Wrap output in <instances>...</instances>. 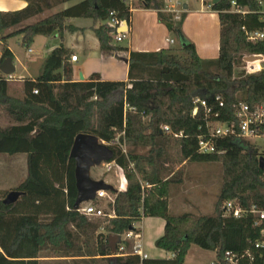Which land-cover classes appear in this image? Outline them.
I'll return each mask as SVG.
<instances>
[{
	"label": "trees",
	"instance_id": "obj_1",
	"mask_svg": "<svg viewBox=\"0 0 264 264\" xmlns=\"http://www.w3.org/2000/svg\"><path fill=\"white\" fill-rule=\"evenodd\" d=\"M67 1L42 5L28 0L21 11L0 12V63L12 58L7 47L10 38L21 37V46L28 49L35 37L62 32L68 18L106 23L114 13L118 20L129 21L126 0H85L19 29L23 22ZM132 1L156 11L159 22L184 38L180 30L184 15L173 23L171 15L162 12L164 0ZM231 1L246 13H229ZM212 8L219 22L215 60L200 59L187 41L178 50L129 52L127 82L102 81L94 73L87 81L74 83L71 54L60 45L48 54L37 78L23 80L21 94L15 95L0 73V112L12 123L0 128V155L24 154L27 167L26 179L13 190L23 193L15 203L4 205L9 191H0V264H185L191 246L213 252L214 264H225L227 251L248 252L253 258L238 264H264V246L255 247L262 239L264 220L255 227L254 215L235 219L221 209L226 201H233L245 210L254 206L264 211V169L259 167L264 156L250 141L235 138L216 139L213 153L200 154L198 138L206 140L207 130L201 112L191 116L195 98L210 103L220 95L222 121L234 119L238 101L264 105V69L250 75L235 72L245 55L264 56V39L249 42L243 31L264 32V20L258 0H221ZM111 33L105 24L94 30L100 51L126 54L127 49L112 44ZM162 127L181 137L166 134ZM78 134L105 143L114 153L110 163L126 181L125 190L109 192L115 195L111 219L87 217L73 208L75 162L69 154ZM117 136L126 153L112 144ZM186 163L221 165V187L212 215L169 214L170 188L180 184L177 168ZM143 218L163 220V234L154 246L171 253V259L112 257L102 248L109 235L133 231ZM124 245L129 253L131 245Z\"/></svg>",
	"mask_w": 264,
	"mask_h": 264
},
{
	"label": "crops",
	"instance_id": "obj_2",
	"mask_svg": "<svg viewBox=\"0 0 264 264\" xmlns=\"http://www.w3.org/2000/svg\"><path fill=\"white\" fill-rule=\"evenodd\" d=\"M35 1H39V3L42 5L45 4L53 5L57 2V0H35ZM83 1L85 0H70L58 6H52V8L44 10L38 16H35L23 22V24L19 27V29L22 28L23 26L33 24L48 16H51L58 12L64 11L70 7L78 5ZM197 1L199 2V0ZM27 5H28V0H0V12L21 11L25 9ZM185 7H186V14H184V18L180 26L182 35L189 43L194 45L196 54L200 59L215 60L218 57V51H219V22H218L217 13L200 12V8L199 10L193 12L192 9L190 10L189 5H185ZM129 11H130V16H129V21H127V30H123L124 26H122V28L117 29V33L123 31L126 32L125 38L123 40L127 41V46H119L118 43L114 41V35L111 34L112 42L116 43V44L114 43L112 44L127 49L126 54H122V53L106 54L101 52L99 49L98 40L94 34V30L97 29L100 25H104L105 23L94 21L92 19L81 18V17L68 18L65 22L66 27L60 33L55 32L48 37H43V36L35 37L29 48L26 49L24 52L25 62L21 61L20 58H17L15 54V50L12 45V42L15 41L21 45V37L10 38L7 41V47L12 54L11 59L15 70L12 75L13 80L8 81V86L11 88L10 83L17 81L19 94H21L23 91V80L25 79L34 80L39 75V74L37 75L34 74L31 70V67L35 66L36 64L39 65L41 60H44L52 50L59 47L60 45H62L67 51H69L71 55L77 56V61L75 63H71L73 67L72 82L74 83L81 82L79 80V75H82L83 77L82 81H87L88 78L94 73L98 74L101 77L102 81L127 82L129 52L152 53L165 49L178 50L181 48V44L178 38H177V41L179 43L178 48L174 47V45L176 44L175 42L172 46H169L166 43V40H169L171 38L170 34L172 32L169 31L164 24L159 22L156 11L142 9V8H131L129 9ZM191 14L196 15V17L191 18L190 17ZM192 21H194V23H192ZM191 25H195L197 27L196 35L188 34ZM70 27L73 28L74 30L70 31L68 29ZM37 40H40L38 46L39 49L35 50L33 49L32 46L37 45L36 44ZM79 54H81V56L85 58L86 60L85 65L82 66L79 65L80 63ZM90 64L92 65L96 64L95 68H93L94 70H92V68L89 67ZM18 71L19 74L17 77L16 74ZM55 93L56 94L58 93V89H55ZM0 120L4 122L2 125L0 123V128H5L12 124L9 123L10 120L5 116ZM0 167H2V169L6 172V174L15 168H19L23 179L21 183H23L27 177L26 156L24 154H18L14 156L0 155ZM103 181L105 182V180ZM21 183L13 187V186L4 185L3 183L1 184L0 181V191H10L12 189H16ZM105 183L109 184L107 182ZM170 201L171 198H169L168 208L170 205ZM186 205L187 203L181 204L182 206L181 209L183 211H186L185 210ZM183 213H188V212H183ZM144 219L146 218H143L140 223V231L142 230L141 225ZM153 219H159V218H153ZM163 228H164V222L162 227H160L159 233L157 234L158 238L162 236ZM142 245H143V240H142ZM192 247L193 246L190 247L185 257V264H188L186 263V259L188 258ZM202 251L210 252L205 250ZM210 253L213 254V258L211 259L212 261L211 264H214L215 254L213 252ZM164 254L165 255L163 259H171L173 257L171 253L164 252ZM147 259H151V258L147 256Z\"/></svg>",
	"mask_w": 264,
	"mask_h": 264
},
{
	"label": "built area",
	"instance_id": "obj_3",
	"mask_svg": "<svg viewBox=\"0 0 264 264\" xmlns=\"http://www.w3.org/2000/svg\"><path fill=\"white\" fill-rule=\"evenodd\" d=\"M213 0H199L200 3V12L213 13ZM221 1V0H220ZM258 4L261 6V14L264 20V4L261 0H258ZM185 4L180 3V0H164V9L163 13L171 15L173 23H178L181 21L182 16L186 13L184 9ZM229 13L233 14H245L246 9L239 7L235 1H231ZM216 13V12H215ZM109 20L106 21L105 25L112 30L114 35V41L120 43L126 35V32L117 33L118 28H122L124 20H118L114 13H110ZM245 37L249 42H257L264 39V32H246ZM166 43L169 46L174 44L172 39L166 40ZM261 59L255 62H246L244 64V72L247 75L256 74L262 70L260 64L264 63V56L260 55ZM77 61L76 55H71L69 62L75 63ZM6 77V76H5ZM7 81L13 80L12 76L6 77ZM33 94H37V91L34 90ZM224 108V100L220 95H215L211 102L208 103L205 100L195 98L192 100V117H196L199 112H201L202 118L204 120L205 129L207 130L206 140L203 136L198 138V151L200 154H210L215 151L214 141L216 139L224 138H235L242 141H251L256 138H264V105H255L250 106L245 102L238 101L234 104V119L231 121H222V109ZM161 131L165 132L168 135H172L175 138L181 137V134H172L168 127H162ZM115 144L116 143H112ZM122 153H126L124 146L117 144ZM114 163H105L102 164L107 169L112 166ZM115 166V165H113ZM109 170V169H108ZM122 172V171H121ZM126 181L122 174V180L118 185L117 192L125 190ZM115 195H112L109 192L98 191L95 194V199L91 202L84 203L80 205L77 212L82 215L91 218H113L114 211L112 209L114 204ZM105 201V208L100 207L99 205L94 204L96 201L99 204V201ZM111 205V208L108 206ZM223 211L226 215L232 216L235 219L242 218L245 214L249 213L256 217L254 222L255 227H259L264 220V211L257 210L254 206L250 210L242 209L240 206L235 204L233 201H226L223 204ZM262 239L256 242L255 247L260 248L264 246V230L261 231ZM127 242L131 245V251L129 253L125 250L124 243ZM132 255L137 256L139 259H147V255L143 252L142 248V237L140 231V224L134 225V230L125 233L120 236V243L116 247L115 255L112 257H120ZM242 259H249L253 261L252 256L245 252L241 255H235L229 251L225 252L223 255V262L225 264H238Z\"/></svg>",
	"mask_w": 264,
	"mask_h": 264
},
{
	"label": "rangeland",
	"instance_id": "obj_4",
	"mask_svg": "<svg viewBox=\"0 0 264 264\" xmlns=\"http://www.w3.org/2000/svg\"><path fill=\"white\" fill-rule=\"evenodd\" d=\"M181 5H189L190 10L196 11L199 10L200 4L197 0H180ZM125 5L131 8H140V5L137 1L126 0ZM186 14V13H185ZM189 16V15H188ZM191 18L196 17V15L191 14ZM194 23V21H192ZM197 33V27L195 25H191L189 28L188 34ZM170 39H172L176 44L175 48L179 47V43L177 41V36L175 33L170 34ZM40 40H37L36 46H32L33 49H39ZM114 43V42H112ZM116 44V43H114ZM13 48L15 50V54L17 58H20L21 61L25 62V50L26 48H22L18 42H12ZM119 46H127V41L123 40L118 43ZM80 63L79 65H85L86 60L84 57L79 54ZM250 55H245L243 57L246 58ZM46 59V58H45ZM44 60L40 61V64H36L31 67V70L34 74H39L42 69ZM242 59V60H243ZM95 65L90 64V68L94 70ZM260 67L264 69V63L260 64ZM244 71V64L242 63L239 67L235 68V72ZM19 71L16 76L18 77ZM246 74V73H245ZM11 89L15 95L19 94L18 84L16 82H12ZM18 90V91H17ZM4 117V115L0 112V119ZM1 125L4 123L0 120ZM11 123V122H9ZM116 145L120 144L124 146L127 151V147L123 142H120V137H116L115 141ZM251 143L258 149L259 153L264 156V138H256L251 140ZM106 146L105 143H102ZM4 156V155H3ZM109 169V170H108ZM100 165L98 167H93L90 170V177L92 180H105V182L109 183L116 191L118 189V185L122 180V172L116 166H110L109 168ZM180 174V184L172 185L170 188V205H169V214L173 216L184 214L183 212H188L194 216H209L214 213L215 205L217 203V198L219 195L221 180H222V168L219 163H210V164H199V163H186L177 168ZM22 175L19 168H15L11 170L9 173L6 172L0 167V181L1 184L7 186H16L22 182ZM95 180V181H98ZM14 189L10 190L13 191ZM9 191V192H10ZM182 203H187L186 211H183L181 208ZM106 202L101 200L99 201V206L105 208ZM190 207H189V206ZM223 205L221 206V209ZM163 221L160 219L146 218L144 219L141 225V234L143 240V252L151 259H163L164 252L155 248L154 242L158 239V233L160 227H162ZM139 226V225H138ZM157 238V239H156ZM213 258V254L210 252H203L197 247H192L190 250V254L186 259V263L188 264H211V259Z\"/></svg>",
	"mask_w": 264,
	"mask_h": 264
},
{
	"label": "water",
	"instance_id": "obj_5",
	"mask_svg": "<svg viewBox=\"0 0 264 264\" xmlns=\"http://www.w3.org/2000/svg\"><path fill=\"white\" fill-rule=\"evenodd\" d=\"M220 0H213V5H217ZM186 9V7H184ZM124 29L127 30V21L123 23ZM181 46H185L187 40L183 37L178 38ZM261 59L260 55H250L244 58L246 62H255ZM14 67L11 58L4 59L0 64V73L6 77L12 76ZM79 80L82 81V75H79ZM114 153L107 146L103 145L99 139L93 135L78 134L74 141L69 154V157L75 162V186L76 199L73 205L74 210H78L80 205L91 202L95 199V194L98 191L111 192L115 189L106 184L102 180H92L90 177V170L93 167H98L105 163H110L113 159ZM259 167L264 169V158H259ZM23 193L19 191H10L3 204L8 206L15 203ZM120 243L119 235H109L106 244L102 247L108 249L111 255H115L116 247Z\"/></svg>",
	"mask_w": 264,
	"mask_h": 264
}]
</instances>
